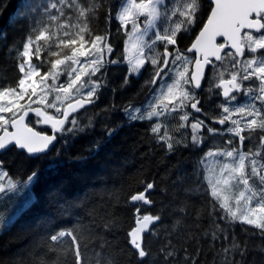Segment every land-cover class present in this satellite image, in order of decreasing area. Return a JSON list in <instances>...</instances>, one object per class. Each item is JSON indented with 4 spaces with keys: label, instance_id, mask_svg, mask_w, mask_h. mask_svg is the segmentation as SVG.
<instances>
[{
    "label": "snow or ice",
    "instance_id": "1",
    "mask_svg": "<svg viewBox=\"0 0 264 264\" xmlns=\"http://www.w3.org/2000/svg\"><path fill=\"white\" fill-rule=\"evenodd\" d=\"M21 20L28 22L27 32L6 51V60L15 62L14 82L0 66V154L16 151L34 163L20 178L0 159V200L19 197L13 214L0 215V231H10L41 200L49 211L37 220L44 225L38 251L13 264H200L205 240L224 242L211 249L219 264H256L257 256L264 262V0H41L9 23ZM198 25L190 46L181 48L182 37ZM0 40L7 41L6 31L0 30ZM112 66L126 68L119 89L148 73L137 93L145 100L137 105L133 97L102 111H121L129 123L152 122L153 139L169 153L212 141L195 179L178 175L172 201L155 214L144 210L155 204V181H140L143 190L125 200L134 211L123 247L108 239L123 221L110 210L89 208L86 196L69 194L60 176L70 164L86 166L104 148L96 140L85 153L68 154L72 142L95 127L94 115L83 123L80 113L111 87ZM117 90L111 88L114 95ZM201 92L212 101L208 110ZM30 114L51 134L31 126ZM171 121H177L174 127ZM189 128L190 136L181 131ZM116 131L105 125V141ZM179 191L209 198L207 228L199 212L194 226L185 223L192 213L185 201L176 202ZM169 206L174 219L165 237L179 234L185 243L166 238L153 251L152 238L160 235L158 222ZM237 224L248 226L243 241ZM253 239L259 242L252 245Z\"/></svg>",
    "mask_w": 264,
    "mask_h": 264
},
{
    "label": "trees",
    "instance_id": "2",
    "mask_svg": "<svg viewBox=\"0 0 264 264\" xmlns=\"http://www.w3.org/2000/svg\"><path fill=\"white\" fill-rule=\"evenodd\" d=\"M40 2L41 0H0V5H3V7H0V30L7 32V41L0 40V66L7 67L8 71L6 74L9 80L13 82L16 79L15 62L6 60V51L7 47L13 42L23 40L27 32L28 22L21 20L11 25L9 19L17 11L26 10L28 6ZM100 23L103 26V14L101 15ZM200 26L198 25L193 32L182 37L181 48L190 46ZM123 39L124 37L122 36L116 37V46L119 50L123 49ZM148 67L150 68V66ZM125 71L126 68L118 69L116 66H112V70L109 73L111 87L107 90H102L101 98L95 106H89L87 113L83 110L81 111L80 116L83 123L87 122L89 116H95V127L86 134L76 138L72 142V147L68 150V154L85 153L88 146L96 140L104 142L103 150L86 166L81 167L76 164H70L60 173V176L66 180L69 194L81 197L86 196L89 208L97 207L101 214L110 210L123 221L122 228H118L115 233L108 235L109 240L115 239L121 247L124 246L127 230L133 226L134 209L132 205L126 204L125 200L130 194L143 190V185L140 181H155L156 188L151 196L155 204L144 206L145 212L155 214L162 205H169L170 201H172L174 182L177 180L178 175H187L195 179L192 174L197 167V162L203 153L212 146V141H209L199 149L181 146L177 151L169 153L165 147H162L153 139L149 131L152 122L134 121L129 123L121 111H102L112 103L118 106L126 104L133 97H135L137 105L144 102L145 95H137V93L140 91L144 79L148 78V73L145 72L140 79L133 78L128 87L119 89L118 86L122 82ZM207 75H211L209 69ZM112 87L118 89L115 95L111 91ZM204 87L205 89L207 88L206 83ZM201 99L204 109L208 110L212 101L208 100L206 92H201ZM215 102L218 103L219 99H216ZM36 119L34 115L30 117L31 126L42 132H51L49 126L37 124ZM170 123L174 127L177 121H171ZM105 125L117 128L112 138L107 141H105ZM118 125L119 127H117ZM214 126L221 127L219 125ZM181 131H186V134L190 136V128L187 130L182 129ZM175 134L179 136V133ZM0 159L4 160L5 168L10 175L20 178L24 177L34 163L28 161L24 154L16 151L0 154ZM184 186H191V181ZM162 188H167L168 192H161ZM117 197L119 198L118 202ZM208 199V197L200 193H192L187 197L182 191L177 193L176 202L185 201L189 205V211L192 213V216L185 220L187 225L194 226L196 213L199 212L204 217L201 220L202 228L208 227V219L206 218ZM48 211L49 208L46 202L41 200L39 205L27 216L19 220L10 231L0 233V264H13L15 260H19L29 252L38 251L37 246L44 232V225L38 223L37 220ZM170 211V206L166 207L162 223L158 222L160 235L152 238L153 251H156L166 238L172 239L173 243L177 245L185 243V239L180 238L179 234L165 237V230L171 231V224L174 219L173 215H169ZM246 227L248 226L239 224L235 226L234 230L241 241L245 239L242 229ZM258 242V240L253 239L251 244L255 245ZM221 243L224 242H213V245H209L206 240L203 241V252L198 257L200 264H214V257L216 258V264H219L220 258L216 255V251L211 249L213 247L219 249ZM188 247L189 251L195 253V242H190ZM249 259H251V256ZM256 264H264L259 256H257Z\"/></svg>",
    "mask_w": 264,
    "mask_h": 264
},
{
    "label": "rangeland",
    "instance_id": "3",
    "mask_svg": "<svg viewBox=\"0 0 264 264\" xmlns=\"http://www.w3.org/2000/svg\"><path fill=\"white\" fill-rule=\"evenodd\" d=\"M19 197L13 198L11 200L5 199L0 201V215L9 216L14 213L16 207L18 206ZM3 231H0V233Z\"/></svg>",
    "mask_w": 264,
    "mask_h": 264
},
{
    "label": "water",
    "instance_id": "4",
    "mask_svg": "<svg viewBox=\"0 0 264 264\" xmlns=\"http://www.w3.org/2000/svg\"><path fill=\"white\" fill-rule=\"evenodd\" d=\"M222 39H223V38H221V37H218V38H217L218 42H222ZM207 73H208V69H206V75H207ZM31 116H33V114H30V117H31ZM34 128H35V127H34ZM35 129H36V128H35ZM36 130H37V131H40V130H38V129H36ZM41 132H42V131H41ZM44 133H47V132H44ZM47 134H51V133H47Z\"/></svg>",
    "mask_w": 264,
    "mask_h": 264
}]
</instances>
